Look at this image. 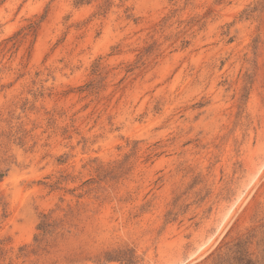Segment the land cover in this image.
<instances>
[{
  "label": "rangeland",
  "instance_id": "rangeland-1",
  "mask_svg": "<svg viewBox=\"0 0 264 264\" xmlns=\"http://www.w3.org/2000/svg\"><path fill=\"white\" fill-rule=\"evenodd\" d=\"M248 259L264 0H0V264Z\"/></svg>",
  "mask_w": 264,
  "mask_h": 264
},
{
  "label": "trees",
  "instance_id": "trees-1",
  "mask_svg": "<svg viewBox=\"0 0 264 264\" xmlns=\"http://www.w3.org/2000/svg\"><path fill=\"white\" fill-rule=\"evenodd\" d=\"M255 261L251 260V259H248L247 260V264H254Z\"/></svg>",
  "mask_w": 264,
  "mask_h": 264
},
{
  "label": "bare ground",
  "instance_id": "bare-ground-1",
  "mask_svg": "<svg viewBox=\"0 0 264 264\" xmlns=\"http://www.w3.org/2000/svg\"><path fill=\"white\" fill-rule=\"evenodd\" d=\"M226 222H227V223L229 222V221H228V219H227V221H226ZM227 223H226V224H227ZM211 244H212V243H211Z\"/></svg>",
  "mask_w": 264,
  "mask_h": 264
}]
</instances>
